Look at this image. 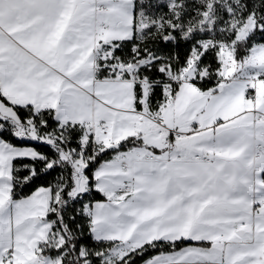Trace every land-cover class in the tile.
Returning a JSON list of instances; mask_svg holds the SVG:
<instances>
[{
    "label": "snow or ice",
    "instance_id": "6c2138e0",
    "mask_svg": "<svg viewBox=\"0 0 264 264\" xmlns=\"http://www.w3.org/2000/svg\"><path fill=\"white\" fill-rule=\"evenodd\" d=\"M0 264H264V0H0Z\"/></svg>",
    "mask_w": 264,
    "mask_h": 264
}]
</instances>
